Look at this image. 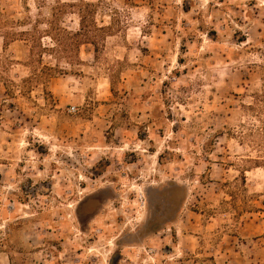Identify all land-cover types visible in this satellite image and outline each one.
<instances>
[{
  "label": "rangeland",
  "instance_id": "374dc122",
  "mask_svg": "<svg viewBox=\"0 0 264 264\" xmlns=\"http://www.w3.org/2000/svg\"><path fill=\"white\" fill-rule=\"evenodd\" d=\"M0 264H264V0H0Z\"/></svg>",
  "mask_w": 264,
  "mask_h": 264
},
{
  "label": "trees",
  "instance_id": "16d2710c",
  "mask_svg": "<svg viewBox=\"0 0 264 264\" xmlns=\"http://www.w3.org/2000/svg\"><path fill=\"white\" fill-rule=\"evenodd\" d=\"M85 5H92V3H82L80 4V28L78 31H70L67 28L61 27L59 25L56 29V33L49 35L51 36V39L55 42L54 47L47 48L42 47L45 51H51V55H54L55 53L58 54V57H68L70 60H75L77 62H81L80 60V49L82 45L84 44H92L95 48L98 47V35L95 31H92L89 28V25L87 23V15L85 14V10L83 9ZM96 27V26H95ZM97 30L100 31H106L109 29V27H96ZM64 55V56H63ZM76 58V59H74ZM73 63V62H71ZM50 70L54 71L52 77L56 76L59 73H64V70L60 67H49ZM243 183L246 185V178L245 175L243 176Z\"/></svg>",
  "mask_w": 264,
  "mask_h": 264
},
{
  "label": "flooded vegetation",
  "instance_id": "af4514ba",
  "mask_svg": "<svg viewBox=\"0 0 264 264\" xmlns=\"http://www.w3.org/2000/svg\"><path fill=\"white\" fill-rule=\"evenodd\" d=\"M179 198L175 187H167L149 194V218L143 224L149 231L163 229L162 222L168 220L175 211ZM144 229V230H146Z\"/></svg>",
  "mask_w": 264,
  "mask_h": 264
},
{
  "label": "built area",
  "instance_id": "2783aa9c",
  "mask_svg": "<svg viewBox=\"0 0 264 264\" xmlns=\"http://www.w3.org/2000/svg\"><path fill=\"white\" fill-rule=\"evenodd\" d=\"M71 111H76V107L73 106V107L71 108Z\"/></svg>",
  "mask_w": 264,
  "mask_h": 264
}]
</instances>
